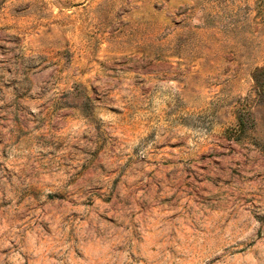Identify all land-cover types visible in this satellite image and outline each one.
I'll return each instance as SVG.
<instances>
[{
	"label": "rangeland",
	"instance_id": "obj_1",
	"mask_svg": "<svg viewBox=\"0 0 264 264\" xmlns=\"http://www.w3.org/2000/svg\"><path fill=\"white\" fill-rule=\"evenodd\" d=\"M0 264H264V0H0Z\"/></svg>",
	"mask_w": 264,
	"mask_h": 264
}]
</instances>
